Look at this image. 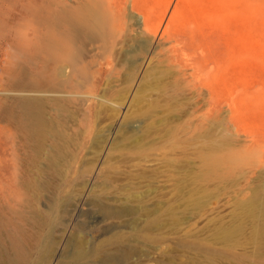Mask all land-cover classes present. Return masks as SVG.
I'll list each match as a JSON object with an SVG mask.
<instances>
[{
    "label": "rangeland",
    "instance_id": "374dc122",
    "mask_svg": "<svg viewBox=\"0 0 264 264\" xmlns=\"http://www.w3.org/2000/svg\"><path fill=\"white\" fill-rule=\"evenodd\" d=\"M106 257L264 264V0H0V264Z\"/></svg>",
    "mask_w": 264,
    "mask_h": 264
},
{
    "label": "bare ground",
    "instance_id": "6f19581e",
    "mask_svg": "<svg viewBox=\"0 0 264 264\" xmlns=\"http://www.w3.org/2000/svg\"><path fill=\"white\" fill-rule=\"evenodd\" d=\"M137 17L142 18V22L145 23V20H146L145 15L138 13ZM71 24H72V29L77 34H84V33L94 34V32H95L94 29L92 28L94 26L93 21L90 20L88 17L81 16V17H78V20L72 19ZM149 36H151V35H149ZM23 112L27 117L28 126H29V130H30L31 135L34 138H39L40 134H42L44 127H45V120H44V117L42 115L41 109L38 105V101L34 100V99H28V100L24 101ZM253 154H255V153H253ZM243 158L244 157L242 155L236 153L235 151H233L231 149H225V148H221V147L217 146V147H215V149L213 151L208 152L204 155L203 162L210 170L216 171L218 168H220L222 165H224L226 163H230V162L231 163H240L243 160ZM107 211L109 214V210H107ZM115 211L117 212L118 210L116 209L112 212H115ZM111 257H113V256H111ZM114 257L117 258L116 256H114ZM104 259H105V262H107V264H113V261L111 258L106 257V258H103V260Z\"/></svg>",
    "mask_w": 264,
    "mask_h": 264
}]
</instances>
